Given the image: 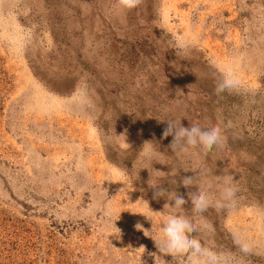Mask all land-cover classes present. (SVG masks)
I'll return each mask as SVG.
<instances>
[{"label":"rangeland","instance_id":"374dc122","mask_svg":"<svg viewBox=\"0 0 264 264\" xmlns=\"http://www.w3.org/2000/svg\"><path fill=\"white\" fill-rule=\"evenodd\" d=\"M172 119L227 142L172 152ZM149 143L186 199L184 169L233 175L238 204L203 214L204 239L264 264V0H0V264H178L152 238L169 201L138 172Z\"/></svg>","mask_w":264,"mask_h":264},{"label":"clouds","instance_id":"9594fccd","mask_svg":"<svg viewBox=\"0 0 264 264\" xmlns=\"http://www.w3.org/2000/svg\"><path fill=\"white\" fill-rule=\"evenodd\" d=\"M141 0H120L123 9H133ZM237 80L226 74L219 81L218 90L232 89L236 87ZM168 126L163 136H172L170 145L172 152L182 153L189 148H199L206 152L209 149L223 146L227 142L225 130L220 122H208L206 124L191 123L190 127H184L172 120H167ZM160 151L155 144L149 143L142 147L138 160L141 169H149L151 178L149 185L159 190L155 197H166L169 201L164 205L165 216L162 223H158L152 238L161 254L170 255L178 264H237L234 254L223 252L210 246L204 239V234L210 231L204 213L209 209L217 211L235 208L238 204L240 186L230 173L216 175L213 170L201 164H194L192 169H184L186 172L195 171L198 175H187L181 180L182 185L190 190L187 199L184 194L177 191H167L160 188L161 178L159 170L152 167L153 162H160ZM178 169L172 172L175 176ZM176 184V181H171ZM191 202L190 209L185 205ZM234 244L244 256L255 254L256 246L239 231H233Z\"/></svg>","mask_w":264,"mask_h":264}]
</instances>
